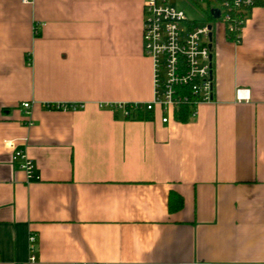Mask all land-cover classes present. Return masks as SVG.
<instances>
[{"label": "crops", "instance_id": "crops-1", "mask_svg": "<svg viewBox=\"0 0 264 264\" xmlns=\"http://www.w3.org/2000/svg\"><path fill=\"white\" fill-rule=\"evenodd\" d=\"M141 3L0 0V264H264V0L239 42L213 26V102L169 124L105 106L152 96Z\"/></svg>", "mask_w": 264, "mask_h": 264}, {"label": "built area", "instance_id": "built-area-1", "mask_svg": "<svg viewBox=\"0 0 264 264\" xmlns=\"http://www.w3.org/2000/svg\"><path fill=\"white\" fill-rule=\"evenodd\" d=\"M32 3L33 0H21ZM180 0H142V53L151 61L152 96L148 101H118L105 106L118 112L123 119H140L143 113L157 114L162 124L174 120L176 109L188 106L189 118L201 103L213 102V72L208 33L220 23L229 40L237 43L240 30L256 0H183L197 17L187 16ZM217 10L218 16L213 12ZM38 34V25H34ZM246 88L234 90L236 101L248 98ZM25 109L30 107L24 102ZM50 108H79L80 104L52 103ZM12 159L28 179L33 177V162L22 147H14ZM30 235V251L34 250ZM30 260L35 259L30 254Z\"/></svg>", "mask_w": 264, "mask_h": 264}, {"label": "trees", "instance_id": "trees-1", "mask_svg": "<svg viewBox=\"0 0 264 264\" xmlns=\"http://www.w3.org/2000/svg\"><path fill=\"white\" fill-rule=\"evenodd\" d=\"M226 37H227V39L229 38L228 36H226ZM53 108L61 109V108H56V107H53ZM189 112H190V108L188 106L179 107L178 109H176L174 120L183 122V121L190 119L188 117ZM180 205H181V197L174 192H170L168 195V200H167L168 210L169 211L176 210L180 207Z\"/></svg>", "mask_w": 264, "mask_h": 264}, {"label": "rangeland", "instance_id": "rangeland-1", "mask_svg": "<svg viewBox=\"0 0 264 264\" xmlns=\"http://www.w3.org/2000/svg\"><path fill=\"white\" fill-rule=\"evenodd\" d=\"M178 4H179V5H182L181 8L183 9L184 13H185L187 16H189V17H197V16H198V14H197L195 11H193L192 9L188 8V7L185 5V3H184L183 0H180Z\"/></svg>", "mask_w": 264, "mask_h": 264}, {"label": "water", "instance_id": "water-1", "mask_svg": "<svg viewBox=\"0 0 264 264\" xmlns=\"http://www.w3.org/2000/svg\"><path fill=\"white\" fill-rule=\"evenodd\" d=\"M213 16H214V17H217V16H218V12H217V10H214V12H213ZM208 38L211 39V32L208 33ZM209 46H210V45H209Z\"/></svg>", "mask_w": 264, "mask_h": 264}]
</instances>
